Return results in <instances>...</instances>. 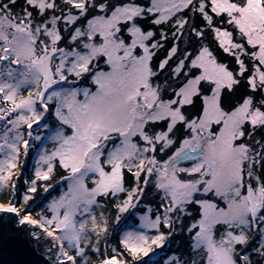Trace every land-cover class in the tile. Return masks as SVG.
I'll return each mask as SVG.
<instances>
[{"label": "snow or ice", "instance_id": "obj_1", "mask_svg": "<svg viewBox=\"0 0 264 264\" xmlns=\"http://www.w3.org/2000/svg\"><path fill=\"white\" fill-rule=\"evenodd\" d=\"M49 113L54 147L28 192L57 165L67 189L50 216L32 217L29 194L0 212L56 241L60 264H88L89 237L96 253L107 240L98 198L119 223L149 187L158 206L99 264H135L177 231L189 255L171 264H264V0H0V189L28 155L21 126L31 139Z\"/></svg>", "mask_w": 264, "mask_h": 264}, {"label": "trees", "instance_id": "obj_2", "mask_svg": "<svg viewBox=\"0 0 264 264\" xmlns=\"http://www.w3.org/2000/svg\"><path fill=\"white\" fill-rule=\"evenodd\" d=\"M19 7V6H18ZM197 23H199V19H197ZM210 40V37H209ZM185 45L181 44V48L183 49ZM164 55L163 52L160 53V56L162 57ZM26 92V90H24ZM23 91V92H24ZM44 123H48L49 126L55 125L54 117L51 113L46 115V118L44 120ZM42 124H34L33 130L39 131L42 127ZM25 132L27 133L30 131L26 125L23 126ZM264 135V132H258L257 138ZM39 147V140L35 141L32 146L29 148V152L27 156L23 155V152H21L20 159L23 161V165L21 167V175L19 177H14L17 183L16 189L9 188H3L0 189V203L1 204H7V203H13L15 206H20L23 204L22 197L25 195L29 188V182L35 178V149ZM67 172L63 168L59 167L57 165L56 171L53 174V177L56 181L51 182L54 183L51 188L52 190L45 191L42 186H40L41 182L38 181L39 188L37 190L38 196L33 198L31 201H29L28 205L26 206L33 215H35V218L39 219L38 214H48L49 216L51 213L48 211L49 206V200H51L52 196H58L61 192H63L64 188L67 187V181L61 180L62 176H66ZM128 182L131 184V177H128ZM49 183V181H48ZM63 185V187L61 186ZM146 199V202L150 203L152 208H156L159 204V196L154 195L153 188L149 187L147 195L144 197ZM104 204L98 206L93 210V212L97 215L99 218L100 213L108 212L109 219H108V226L110 229V234L107 238V240H101L99 244L100 251L98 253L93 252L91 250V244L95 243L96 237L95 234H92L89 237L90 244L86 248V252L88 253L89 261L88 264H97L99 263V260L103 256H110L113 254L112 249L115 248L120 252H123V248L120 245V239L125 231H128L132 228V224L138 223V218L135 216L134 211L131 213H126L122 216V219L119 223L116 222V209L114 208V199L111 197L104 198L103 199ZM144 207L146 206H140L136 209L140 211H145ZM187 223V221H185ZM167 230V229H166ZM66 247H69L68 245ZM70 248V247H69ZM71 252L74 254V250L71 249ZM155 250H159V253L157 256L150 257V253L147 256H141L139 260L135 262V264H165L166 261H169V264H171L170 257L173 255H180L183 254L184 256H188V234L186 232L180 233L177 231L176 234H174L172 237L169 238L168 241L165 242L161 248H154ZM153 252V251H152ZM152 254V253H151ZM131 259V257H129Z\"/></svg>", "mask_w": 264, "mask_h": 264}, {"label": "water", "instance_id": "obj_3", "mask_svg": "<svg viewBox=\"0 0 264 264\" xmlns=\"http://www.w3.org/2000/svg\"><path fill=\"white\" fill-rule=\"evenodd\" d=\"M33 232L39 233V236H32ZM64 251L74 255L65 244ZM59 252L56 241L40 228L19 224L15 213L0 212V264H60L63 257ZM64 264L67 262L64 261Z\"/></svg>", "mask_w": 264, "mask_h": 264}, {"label": "rangeland", "instance_id": "obj_4", "mask_svg": "<svg viewBox=\"0 0 264 264\" xmlns=\"http://www.w3.org/2000/svg\"><path fill=\"white\" fill-rule=\"evenodd\" d=\"M62 86H63V87H68L69 85H62ZM54 87H55V86H54ZM23 95H27V91H26V92L24 91V92H23ZM37 108H38V110H39V108H40V105H39V104L37 105ZM45 118H46V117H45ZM44 120H45V119H44ZM44 120H43L42 122L38 123V124H41V123H43V124H48V123H44ZM3 125H4V121H0V133H2ZM48 125H49V124H48ZM23 126H24V125L21 126L20 131L23 132V133L25 134V135H24V138H25V139H29L30 146H32V145L34 144L35 141H38V140L35 139V136L39 135V136L41 137V139L39 140V147L35 149V164H36V161L39 159V154H40L41 152H43L45 149H47L48 151H51V150L53 149V147H54V143H53V141H52L51 138H50V136H51V132H52L54 126H50L49 128H44V127L42 126L41 129H40L39 131H35V130H33V127H32V129H31V132H32V138H31V139L27 136V133H28V132H27V133L25 132ZM9 127H11V125H9ZM50 181H51V182H54V181H56V180H55L54 177H53V179L50 180ZM50 181H49V183H51ZM88 183H89V185L91 186V180H88ZM47 184H48V182L43 181V182H41L40 186H42V187L45 189V187L47 186ZM51 184L53 185L54 183H51ZM66 184H67V183H66ZM61 186L63 187V185H61ZM38 188H39V185H38V182H37V189H36V192H35V193H29V192L27 191L26 194H29V195H31L33 198H35V197L38 196V193H37ZM52 189H53V188H49L48 190H52ZM66 189H67V187L64 188L63 192L66 191ZM63 192H61L58 196H54V195H53L52 198H51V200H49V205H50V203H51V201H52L53 199L58 198ZM123 195H124V194H120V199H123ZM103 199H104V198H98V204L103 205V204H104ZM0 204H1V203H0ZM7 204H9V203H7ZM142 205H143V206H146V207H144V208H145V209H144L145 211L147 210V207H148V206H151L150 203L146 202V199H145V198H143L142 203L139 205L140 208H141ZM97 206H98V205H97ZM97 206H93V210H94ZM151 207H152V206H151ZM140 208H139V209H140ZM139 209L134 211L135 216H137V218H138V223H136V224L133 223V224H132V228L129 229V230H137V231L141 230V228H140V224H141L140 216L143 215V213H144L145 211H140ZM30 213H31V212H30ZM31 215H32L33 218L35 217V215H33V213H31ZM104 216H105V218L109 219V214H108V212H105V213H104ZM161 230H162V231H165V232L167 231L165 228H162ZM145 231H147L149 234H155V231H156V230H145ZM64 244L67 246V243H66V242H65ZM162 246H163V245H162ZM153 247L155 248V246H153ZM159 248H161V247H159ZM67 249H68V251L71 252V250H70L69 247H67ZM71 253H72V252H71ZM151 253H152V254H151ZM150 255H151L150 257H154V256H157L158 254H157V251H153V252H150ZM118 258H119V257H118Z\"/></svg>", "mask_w": 264, "mask_h": 264}]
</instances>
